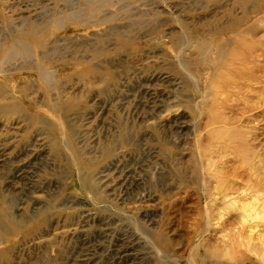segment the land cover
I'll return each mask as SVG.
<instances>
[{
    "label": "rangeland",
    "instance_id": "374dc122",
    "mask_svg": "<svg viewBox=\"0 0 264 264\" xmlns=\"http://www.w3.org/2000/svg\"><path fill=\"white\" fill-rule=\"evenodd\" d=\"M236 21L264 50V0H0V264H264V72L227 145L194 73Z\"/></svg>",
    "mask_w": 264,
    "mask_h": 264
},
{
    "label": "bare ground",
    "instance_id": "6f19581e",
    "mask_svg": "<svg viewBox=\"0 0 264 264\" xmlns=\"http://www.w3.org/2000/svg\"><path fill=\"white\" fill-rule=\"evenodd\" d=\"M238 26L239 22L236 21L233 26L215 31L211 40L196 39L200 50L201 62L197 63V67L195 66L196 71L194 70V73L202 83L204 94H207V91L212 92L211 105L207 111L209 139L222 145L238 140L239 134L233 132L235 129L230 126V122L235 121L238 116L245 115L256 109L261 93L259 87L261 85L260 76L264 72V50H260L262 42L255 38L258 28L249 26L244 30H240ZM31 46L34 47V45ZM8 49L9 47L1 48L0 61H9L11 57L20 55L22 59H26V52L19 54L14 52L13 49H9L7 53ZM213 55L215 56L214 59H212ZM33 69L35 75L44 82H48L52 78L51 71L46 69L45 66ZM257 115H253L252 118ZM210 150V146L203 150V156L207 159L209 172L212 169ZM243 159L244 163L249 162L247 154L243 155ZM253 176L255 175L253 174ZM258 185L256 183L258 189L264 186V184L263 186ZM244 187L245 189L241 190L242 202H249L257 198L259 192L256 187L251 184L248 185L247 182H245ZM227 197L229 196L224 197L225 200ZM235 200L239 202L240 198H235ZM246 214H248V217L250 216V213L245 211L242 221L247 225L245 221L249 219H246ZM256 217L259 219L260 215ZM251 226L252 228L249 227L250 230L248 232L251 231V234H253L258 225Z\"/></svg>",
    "mask_w": 264,
    "mask_h": 264
}]
</instances>
